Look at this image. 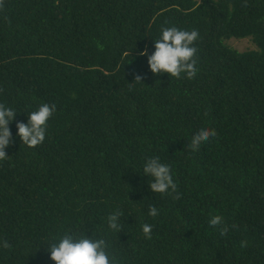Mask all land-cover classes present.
Here are the masks:
<instances>
[{
  "label": "trees",
  "instance_id": "obj_1",
  "mask_svg": "<svg viewBox=\"0 0 264 264\" xmlns=\"http://www.w3.org/2000/svg\"><path fill=\"white\" fill-rule=\"evenodd\" d=\"M168 26L199 32L192 78L139 55ZM245 38L254 49L228 45ZM0 103L13 135L56 105L42 144L17 138L0 160V264H52L69 230L106 238L119 264H264V0H0ZM201 127L216 136L192 151ZM150 156L178 196L147 190ZM114 209L121 232L105 235Z\"/></svg>",
  "mask_w": 264,
  "mask_h": 264
},
{
  "label": "clouds",
  "instance_id": "obj_2",
  "mask_svg": "<svg viewBox=\"0 0 264 264\" xmlns=\"http://www.w3.org/2000/svg\"><path fill=\"white\" fill-rule=\"evenodd\" d=\"M198 37L199 32L195 29L185 30L176 26L161 27L158 37L155 40L152 39L153 51L149 53L145 49L139 55L145 58L147 69L153 75L166 73L168 77L179 79L184 74L187 78H192L198 72L197 59L195 58L197 49L194 46ZM229 43L230 41H228V45ZM251 44L252 49H254L252 42ZM231 49L234 48L231 47ZM141 79L137 75L134 81L141 83ZM55 111V104L41 103L35 110L28 112L26 122L17 121L15 123L16 131L13 135L9 125L14 121L17 112L12 107L0 103V160L8 157L5 150L17 138L20 144L28 148L42 144L48 131V121ZM215 136L214 129L201 127L191 135L187 147L192 151H197L203 142L209 141ZM142 175L145 178H150V182L146 183L149 192L158 194L177 193V183L171 168L159 156H150L144 159ZM178 195L179 193H177ZM158 214L157 207L148 204L147 215L156 217ZM104 225L106 227L105 235L120 233L122 229L121 211L114 209L108 213L104 218ZM223 225V217L220 215H211L208 219L210 228L221 227V235L227 231ZM152 227L150 223L141 225V231L145 238H150ZM8 246L6 241L0 240V247L7 248ZM243 246L244 243L242 242L241 247ZM109 249L110 245L104 237L93 238L92 236H85V232L69 230L59 237H54L45 251L52 264H119L116 253Z\"/></svg>",
  "mask_w": 264,
  "mask_h": 264
},
{
  "label": "rangeland",
  "instance_id": "obj_3",
  "mask_svg": "<svg viewBox=\"0 0 264 264\" xmlns=\"http://www.w3.org/2000/svg\"><path fill=\"white\" fill-rule=\"evenodd\" d=\"M229 45L238 51H246L253 48L251 42L248 39H241L237 41L230 40Z\"/></svg>",
  "mask_w": 264,
  "mask_h": 264
}]
</instances>
